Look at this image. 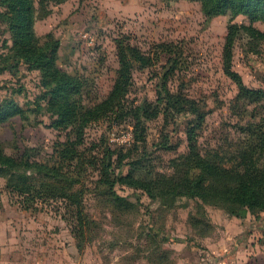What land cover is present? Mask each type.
I'll return each instance as SVG.
<instances>
[{"label":"rangeland","instance_id":"1","mask_svg":"<svg viewBox=\"0 0 264 264\" xmlns=\"http://www.w3.org/2000/svg\"><path fill=\"white\" fill-rule=\"evenodd\" d=\"M46 5L47 14L37 13L36 35L41 40L46 35L58 39L57 64L85 77L90 92L86 97L101 99L108 94L118 67L120 41L149 54L158 49V43H169L177 45L179 53L174 71L168 74L171 89L205 102L197 137L202 153L233 150L242 138L237 123L246 122L251 114L255 120L264 117V102L235 101L236 85L222 69L230 20L264 32L261 20L229 13L207 18L200 3L192 0H46ZM3 40L10 43L0 23V51H6ZM167 56L161 53L149 66L134 64L129 104L155 102ZM231 68L246 86L264 88V37L239 30L231 47ZM39 81L35 69L21 66L15 76L5 72L0 75V100L12 97L24 107H34ZM18 88L20 92H11ZM191 117L180 113L166 119L160 113L141 118L138 138L130 115L111 114L88 124L82 149L94 162L86 166L81 184H76L83 196L79 204H71V211L76 216L79 210L90 219L73 231L67 205L39 199L32 209H21L0 176L1 214L15 245L2 252L0 264H221V258L232 254L240 242H264V211L257 217L241 211L242 217H236L221 206L187 196H150L142 188L120 182L113 191L130 206L120 209L111 202L104 179L119 171L126 175L134 166L135 177L171 171V159L186 151L185 129ZM50 122V114L42 109L37 116L30 113L29 122L15 117L0 124L3 151L17 156L34 147V157L50 159L54 143L65 138V132L52 128ZM164 139L171 148L159 147ZM105 147L112 155L104 174L99 160ZM136 159L141 164H132Z\"/></svg>","mask_w":264,"mask_h":264},{"label":"trees","instance_id":"2","mask_svg":"<svg viewBox=\"0 0 264 264\" xmlns=\"http://www.w3.org/2000/svg\"><path fill=\"white\" fill-rule=\"evenodd\" d=\"M198 1L205 17L229 13L231 17L243 14L250 20L264 23V0H192ZM0 0V23L5 25L9 35L3 40L6 51H0V74L15 76L20 67L38 70L40 74L39 94L34 103L25 107L12 97L0 100V124L14 116L29 122L30 113L37 116L43 109L50 114V126L65 132V138L54 143L50 159L34 157V147L25 148L14 156L3 151L0 140V176L5 178L4 188L17 196L21 209H32L35 202H61L67 205L71 230L87 224L90 217L77 211L75 216L71 204H79L83 191L81 175L93 160L86 157L83 145L84 130L88 124L111 114L116 117L130 115L134 118V136L138 138L137 126L141 118L151 119L158 114L169 116L188 113L192 117L186 125V151L171 159L169 173L147 172L135 177L134 166L124 175L118 172L104 183L108 185L113 198L111 202L120 209L130 203L113 191L116 182L142 188L150 196H187L197 201L221 206L228 214L242 217L241 211L257 217L264 211V117L237 123L242 138L236 147L226 153L216 150L202 153L198 146V130L205 118V102L180 91L171 89L168 74L173 72L178 60V46L158 43L153 54L141 52L137 47L120 41L117 44L118 67L108 94L101 99L86 97L88 84L83 75L69 73L57 64L58 39L46 35L40 39L34 30L37 13L47 14L46 0ZM241 29L264 37V32L253 25L237 24L230 20L222 49V69L236 85L235 101L242 99L248 103L262 104L264 88L248 87L240 75L231 68V47L233 39ZM167 56L165 69L156 89L155 102L142 100L128 102L127 94L132 84V68L153 65L160 54ZM21 89H12V93ZM10 92V93H11ZM42 102V103H41ZM160 148H171L167 139L161 141ZM112 151L105 147L102 151V172H108ZM94 162V161H93ZM141 164L139 159L132 164ZM103 180V179H102ZM76 185V186H75ZM38 198V199H37ZM169 240V238H166Z\"/></svg>","mask_w":264,"mask_h":264},{"label":"crops","instance_id":"3","mask_svg":"<svg viewBox=\"0 0 264 264\" xmlns=\"http://www.w3.org/2000/svg\"><path fill=\"white\" fill-rule=\"evenodd\" d=\"M15 117L18 116L12 118ZM1 211L2 208H0V255H2L3 251L12 250L15 246L13 237L6 232V224ZM221 259V264H264V242L258 241L254 243L250 241V244H247L244 240L240 242L232 254Z\"/></svg>","mask_w":264,"mask_h":264}]
</instances>
